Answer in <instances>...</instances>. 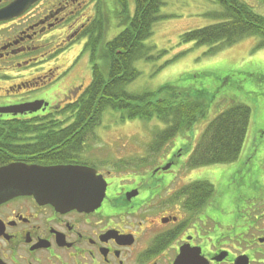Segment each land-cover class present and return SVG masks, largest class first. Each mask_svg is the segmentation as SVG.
I'll return each mask as SVG.
<instances>
[{
  "label": "flooded vegetation",
  "instance_id": "obj_1",
  "mask_svg": "<svg viewBox=\"0 0 264 264\" xmlns=\"http://www.w3.org/2000/svg\"><path fill=\"white\" fill-rule=\"evenodd\" d=\"M102 13L100 0H0L4 92H30L55 82L84 38L87 45L102 30ZM86 86L24 113L57 111ZM97 138L95 128L82 141V159L72 163L94 167L103 176L100 204L60 210L33 195L0 203V264H264V196L253 201L250 217L232 222L211 207L210 180L191 170L172 174L171 166L162 164L146 168L141 156L101 155L92 143ZM25 142L0 138V166L36 163L34 155L13 154L12 146L3 144ZM177 156L181 149L168 162Z\"/></svg>",
  "mask_w": 264,
  "mask_h": 264
},
{
  "label": "rangeland",
  "instance_id": "obj_2",
  "mask_svg": "<svg viewBox=\"0 0 264 264\" xmlns=\"http://www.w3.org/2000/svg\"><path fill=\"white\" fill-rule=\"evenodd\" d=\"M135 0H101L104 27L94 54L92 45L84 38L73 60L63 69L55 82L30 92L5 93L7 79L0 77V106L16 104L22 100H44L49 105L74 93L75 86H86L92 79L93 64L106 69L108 55L106 42L125 29L135 11ZM155 21L153 33L144 40L150 49V58H140L134 65L140 74L126 85L130 92L153 90L163 84H174L183 90H203L205 115L191 129L178 133L167 147L158 153L150 152L148 144L154 129L165 123L154 118L151 121L129 119L121 121L118 112L106 110L96 127L98 140L93 141L95 151L101 155L136 157L144 161L146 168L165 165L174 153L181 149V156L169 168L172 174L192 171V175L213 183L215 193L211 207L231 219L248 218L253 212L254 200L264 196V45L261 35L251 34L241 40L208 54V44L194 41L182 42L185 30L221 21L213 12L223 10L216 0H164ZM257 13L264 15V0H246ZM70 61V59H69ZM66 70V71H65ZM66 72V73H65ZM9 79V78H8ZM234 102H244L252 109V125L248 131L250 142L245 144L237 160L190 167L189 155L198 143L208 123ZM8 117V113H2ZM247 135V134H246ZM134 154V155H133ZM140 161V159H138Z\"/></svg>",
  "mask_w": 264,
  "mask_h": 264
},
{
  "label": "trees",
  "instance_id": "obj_3",
  "mask_svg": "<svg viewBox=\"0 0 264 264\" xmlns=\"http://www.w3.org/2000/svg\"><path fill=\"white\" fill-rule=\"evenodd\" d=\"M216 1L223 6V10L212 15L221 21L185 30L181 34L182 42L208 44V54H214L251 34H260V45H264L263 14L257 13L246 0ZM134 2L135 11L129 25L104 44L109 57L106 69L94 63L92 80L77 98L54 112L10 113L8 117L0 114L1 139L13 142L27 140L25 144L18 145L3 143L8 148H15L10 147L13 154H32L34 161L40 164L79 162L84 147L82 141L85 142L94 133L108 109L118 112L121 121L140 119L149 122L156 118L164 122L163 128L154 129L148 144L150 152L158 153L178 133L191 129L205 115L203 90H183L172 83L142 92L126 89V85L140 74L134 61L152 57L150 49L153 46L147 45L144 40L153 33L155 21L165 17L160 14L164 0ZM100 34L101 30L93 34V39L88 42L92 45L93 54L98 48ZM251 112L249 104L234 102L217 114L201 133L189 155L188 165L197 167L237 160L243 150ZM210 186L212 198L215 188L213 183Z\"/></svg>",
  "mask_w": 264,
  "mask_h": 264
},
{
  "label": "water",
  "instance_id": "obj_4",
  "mask_svg": "<svg viewBox=\"0 0 264 264\" xmlns=\"http://www.w3.org/2000/svg\"><path fill=\"white\" fill-rule=\"evenodd\" d=\"M47 104L44 100L26 101L0 106V113L34 112ZM170 166L168 162L162 168ZM105 190L103 176L87 165L15 161L0 166V203L16 195H33L38 202L52 204L60 210H90L100 204Z\"/></svg>",
  "mask_w": 264,
  "mask_h": 264
},
{
  "label": "crops",
  "instance_id": "obj_5",
  "mask_svg": "<svg viewBox=\"0 0 264 264\" xmlns=\"http://www.w3.org/2000/svg\"><path fill=\"white\" fill-rule=\"evenodd\" d=\"M251 125H252V113H251V119H250V123H249V126H248V131H250V128H251ZM248 131H246L247 132V135H246V138H245V141H244V146H245V144H247V143H249L250 141V138L248 137ZM243 146V147H244Z\"/></svg>",
  "mask_w": 264,
  "mask_h": 264
}]
</instances>
